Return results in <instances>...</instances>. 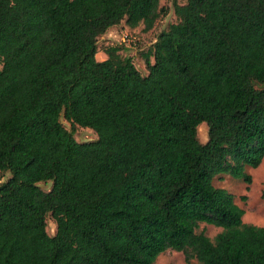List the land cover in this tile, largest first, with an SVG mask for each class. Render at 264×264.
<instances>
[{"label": "trees", "instance_id": "obj_1", "mask_svg": "<svg viewBox=\"0 0 264 264\" xmlns=\"http://www.w3.org/2000/svg\"><path fill=\"white\" fill-rule=\"evenodd\" d=\"M160 1L0 0V264H264V227L213 185H250L264 158V0H174L145 75L117 45L96 60L122 22L152 30Z\"/></svg>", "mask_w": 264, "mask_h": 264}, {"label": "rangeland", "instance_id": "obj_2", "mask_svg": "<svg viewBox=\"0 0 264 264\" xmlns=\"http://www.w3.org/2000/svg\"><path fill=\"white\" fill-rule=\"evenodd\" d=\"M174 0H161L160 7L165 10L160 19L155 23L152 30L144 32L143 27L131 29L122 22L120 25L109 29L98 39L99 52L96 60L100 61V52L106 46L122 47L121 54L132 60L135 68L142 74L147 73L144 56L148 53L158 35L165 31L169 25L176 23L177 19L173 11ZM177 4H185L186 0H176ZM104 55V54H103ZM105 56V55H104ZM153 63V57H150ZM64 128L70 130V125L61 118ZM198 139L201 143L207 141V126L202 123L197 127ZM74 138L77 142H90L97 139L96 134L88 128L77 127L74 131ZM246 173L251 176L250 185H246L242 180L234 179L227 175L215 177L213 185L223 188L234 196L235 203L244 211L243 222L259 227H264V158L256 169L246 168ZM10 175L4 174L1 182L6 181ZM38 187L47 192L51 188V182L39 183ZM245 197L242 201L241 198ZM56 225L50 215L46 217V231L49 236L55 234ZM221 230L206 224H198L196 233H204L207 237H215ZM155 264H188L182 252L167 250L160 254ZM189 264H198L196 260H191Z\"/></svg>", "mask_w": 264, "mask_h": 264}, {"label": "crops", "instance_id": "obj_3", "mask_svg": "<svg viewBox=\"0 0 264 264\" xmlns=\"http://www.w3.org/2000/svg\"><path fill=\"white\" fill-rule=\"evenodd\" d=\"M103 54H104L103 52L100 54V61H104L106 59V56H104L105 54L104 55Z\"/></svg>", "mask_w": 264, "mask_h": 264}]
</instances>
